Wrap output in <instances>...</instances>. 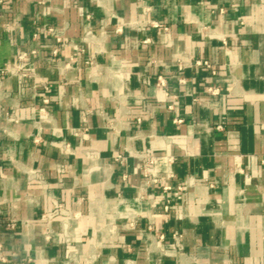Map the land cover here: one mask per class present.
<instances>
[{
  "label": "crops",
  "instance_id": "crops-1",
  "mask_svg": "<svg viewBox=\"0 0 264 264\" xmlns=\"http://www.w3.org/2000/svg\"><path fill=\"white\" fill-rule=\"evenodd\" d=\"M0 264H264V0H7Z\"/></svg>",
  "mask_w": 264,
  "mask_h": 264
},
{
  "label": "built area",
  "instance_id": "built-area-1",
  "mask_svg": "<svg viewBox=\"0 0 264 264\" xmlns=\"http://www.w3.org/2000/svg\"><path fill=\"white\" fill-rule=\"evenodd\" d=\"M7 0H0V7L6 2ZM158 25V24H157ZM48 30L49 31H53V29L52 28H48ZM56 40L57 41H60V37H56ZM56 49H54L53 50V53L55 54L56 53ZM27 58V53H25V52H23V53H21L20 55H19V59H26ZM195 65H198V66H203V67H207V68H210L211 67V64H210V62L208 61V60H196L195 61ZM157 85L158 86H162V85H164V79L161 77V76H159L158 77V82H157ZM44 88H45V90H48V87L45 85L44 86ZM210 91L211 92H213V90H211L210 89ZM42 100H43V102H48V98L47 97H45V96H43V98H42ZM153 161L152 160H149L148 161V163H152ZM152 181H155V178L154 179H152ZM163 189H165V190H170L171 188L169 187V186H165V187H163ZM181 189V186H178L177 187V190H180ZM164 208H165V210H168V208H169V204L167 203L165 206H164ZM62 209V205L61 204H58V205H56L55 206V208H54V212H56V211H60ZM10 227H14L15 226V223L14 222H10L9 224H8Z\"/></svg>",
  "mask_w": 264,
  "mask_h": 264
}]
</instances>
